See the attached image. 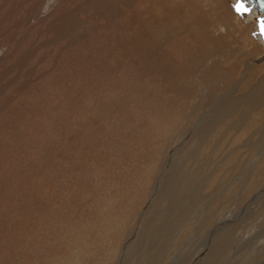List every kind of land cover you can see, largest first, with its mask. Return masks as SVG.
<instances>
[{
  "label": "bare ground",
  "instance_id": "bare-ground-1",
  "mask_svg": "<svg viewBox=\"0 0 264 264\" xmlns=\"http://www.w3.org/2000/svg\"><path fill=\"white\" fill-rule=\"evenodd\" d=\"M230 1L0 0V147L40 110L37 102L46 103L48 90L62 91L46 107L60 100L77 106L89 99L87 93L113 89L116 96L139 94L125 107L104 101L98 110L100 122H107L104 129L77 135L82 152L87 149L81 171L60 169L55 158L45 161L43 170H61L57 208L25 227L29 244L9 241L7 253L1 247L0 264H110L128 212L147 197L169 151L166 139L180 131L204 128L206 140L236 144L227 162L252 161L258 187L264 179V45L250 36L251 19L240 11L235 15ZM52 108L59 115L54 113L60 107ZM124 111L131 117L108 125L109 112ZM137 116L158 124L156 135L141 138V128L132 123ZM50 145L34 147L28 167L36 170L37 161L52 152ZM55 151L66 162L71 157L66 149ZM99 197L104 202L96 203ZM83 200L98 206L105 221L63 219L62 206H86ZM106 203L111 205L103 209ZM61 238L67 241L60 240V247L55 241Z\"/></svg>",
  "mask_w": 264,
  "mask_h": 264
},
{
  "label": "rangeland",
  "instance_id": "rangeland-1",
  "mask_svg": "<svg viewBox=\"0 0 264 264\" xmlns=\"http://www.w3.org/2000/svg\"><path fill=\"white\" fill-rule=\"evenodd\" d=\"M230 7L238 15L237 9L233 5ZM252 15L251 11L245 16V19H251L254 26L250 36H258L264 45V34L258 29ZM60 91L58 88L48 90L51 94L46 103ZM98 93H87L91 99H87L88 102L83 100L77 106L67 100L47 107L43 101L37 102L40 110L31 114L33 117L24 124V128L21 127L22 130L13 134L11 139H2L7 143L3 142L0 147V248L3 247L6 253L9 251V241L12 245L17 242L29 244L31 237L25 235V227L32 219L39 217L37 219L41 220L46 212L57 208L55 196L59 194L61 182L56 175L61 173L60 169L67 168L75 172L83 169L81 164L87 160V154H84L87 149L82 152L77 135L83 130L90 135L104 129L107 122H100V105L109 100L125 107V102L139 95L127 98L125 92H121L116 96L114 89L100 95ZM57 106L60 110L54 114L59 115H52L51 108ZM110 112L108 125L112 123L113 127L117 119L125 121V117L130 116H125V111L119 114ZM141 120L137 116L132 121L133 126L141 128V138L156 135L158 124L149 122L147 118ZM205 131L204 128L191 132L180 131L168 140L165 138L169 151L161 159L147 197L140 202V206H133L128 212L119 249L110 264H264V179L258 187H254L253 180L258 173L253 162L237 158L228 163L227 159L235 154L237 145L219 143L218 138L206 140L208 133ZM44 143L51 144L49 150L52 152L43 161H37L36 170L28 167V162L35 158L34 147H41ZM220 145L224 146L222 150L219 149ZM55 149H66L71 152V157L66 162L62 152ZM51 158L58 161L60 169L43 170V164ZM16 159L18 161H14ZM60 161L66 162V165ZM182 162L185 164L182 165ZM42 171L47 174L37 178ZM106 173L109 174V170ZM93 174L96 175V172ZM94 186V189L98 188ZM99 187L97 190L100 193L103 189L101 185ZM86 202L83 200L81 204ZM100 202L104 201L99 197L96 203ZM85 205L62 206L61 216L68 222L83 221L85 225L105 221L106 216L98 206ZM110 205L106 203L102 208ZM125 210L122 209L123 212ZM60 240L67 241L64 238L57 239L55 243L60 247ZM123 254L125 257L121 259ZM59 255L60 252L55 258H59Z\"/></svg>",
  "mask_w": 264,
  "mask_h": 264
},
{
  "label": "water",
  "instance_id": "water-1",
  "mask_svg": "<svg viewBox=\"0 0 264 264\" xmlns=\"http://www.w3.org/2000/svg\"><path fill=\"white\" fill-rule=\"evenodd\" d=\"M233 1L237 6L242 5L241 13L248 15V13H251V11L253 12L252 17L258 29L261 30V22L264 21V0H233Z\"/></svg>",
  "mask_w": 264,
  "mask_h": 264
},
{
  "label": "snow or ice",
  "instance_id": "snow-or-ice-1",
  "mask_svg": "<svg viewBox=\"0 0 264 264\" xmlns=\"http://www.w3.org/2000/svg\"><path fill=\"white\" fill-rule=\"evenodd\" d=\"M241 10H242V5H238L237 11H241ZM261 30H262V34H264V21L261 22Z\"/></svg>",
  "mask_w": 264,
  "mask_h": 264
}]
</instances>
